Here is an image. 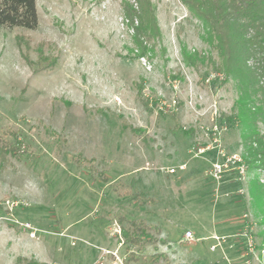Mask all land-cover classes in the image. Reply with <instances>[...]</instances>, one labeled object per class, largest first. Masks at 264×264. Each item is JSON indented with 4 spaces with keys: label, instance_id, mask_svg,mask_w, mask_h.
Returning <instances> with one entry per match:
<instances>
[{
    "label": "rangeland",
    "instance_id": "1",
    "mask_svg": "<svg viewBox=\"0 0 264 264\" xmlns=\"http://www.w3.org/2000/svg\"><path fill=\"white\" fill-rule=\"evenodd\" d=\"M123 1L140 11L36 0L37 29L0 28V133L25 150L0 171V264H264V171L241 170L247 132L223 119L234 82L185 62L184 48L219 57L179 0H151L155 39ZM39 52L56 65L41 71ZM131 222L150 227L140 247L121 240Z\"/></svg>",
    "mask_w": 264,
    "mask_h": 264
},
{
    "label": "trees",
    "instance_id": "2",
    "mask_svg": "<svg viewBox=\"0 0 264 264\" xmlns=\"http://www.w3.org/2000/svg\"><path fill=\"white\" fill-rule=\"evenodd\" d=\"M137 1L139 12L129 1H123V8L129 18H139L138 34L142 33V37L149 39L161 37L156 17L157 7L151 0ZM179 1L202 23L207 40L214 46L219 57V61H216L200 52L189 54L184 48V60L188 66L201 63L210 68L214 74L222 76L225 83L234 82L238 97L231 114L223 115V119L228 124L245 129L246 166L264 171V0ZM38 26L36 0H0V28L35 30ZM16 39L20 49L22 45H29V40L23 36H17ZM47 43L42 41L38 50L43 51ZM142 51L145 54L146 48H142ZM39 54L40 63H45L40 68L41 71L52 69L56 65V57ZM23 58L29 66L36 65L27 55L24 54ZM84 109L90 111L86 107ZM95 112L101 113L102 110L96 109ZM129 130L135 136L142 137L137 130ZM24 152L23 143L16 132L0 133V171H15L14 160H19ZM77 156L84 161L94 162V159H86L82 154ZM99 175L105 182L106 178ZM263 189L264 183H261L258 194H263ZM149 229L143 222H131L129 227L121 229V240L140 247L144 243L143 239L148 236ZM16 264L47 263L19 256Z\"/></svg>",
    "mask_w": 264,
    "mask_h": 264
},
{
    "label": "built area",
    "instance_id": "3",
    "mask_svg": "<svg viewBox=\"0 0 264 264\" xmlns=\"http://www.w3.org/2000/svg\"><path fill=\"white\" fill-rule=\"evenodd\" d=\"M234 159L238 162V163H241V170L243 171L244 168H246V165L245 163L243 164L242 163V159L235 156ZM175 170L173 169L172 172H174ZM8 208H12L13 206L15 205H18V202L14 201V200H7L6 201V204H5ZM23 227L28 230L30 233H31V236L32 237H35L36 235V229L34 227H32L31 224L29 223H24L23 224ZM185 240L187 241H192L194 239V234L192 231L188 230L186 233H185V237H184ZM216 248V246H213L212 249L214 250Z\"/></svg>",
    "mask_w": 264,
    "mask_h": 264
}]
</instances>
